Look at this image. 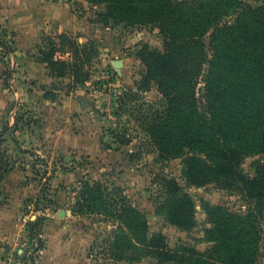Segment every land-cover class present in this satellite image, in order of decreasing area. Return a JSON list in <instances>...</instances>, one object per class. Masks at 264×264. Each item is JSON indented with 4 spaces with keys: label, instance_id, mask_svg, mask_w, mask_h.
<instances>
[{
    "label": "rangeland",
    "instance_id": "rangeland-1",
    "mask_svg": "<svg viewBox=\"0 0 264 264\" xmlns=\"http://www.w3.org/2000/svg\"><path fill=\"white\" fill-rule=\"evenodd\" d=\"M64 7L83 20L78 32L61 28L56 16ZM101 8L87 0H0V229L7 234L0 264H159L151 255L138 254L136 261L108 256L102 242L115 226L78 211L86 180L120 190L146 218L148 236L162 235L181 255L185 248L205 253L212 246L204 232L209 207L238 213L249 207L239 184L188 185L180 158L163 162L143 151V136L117 101L127 92L147 103L162 101L156 86L141 88L145 67L139 57L144 46L162 50V38L148 25L105 24L97 20ZM62 36L92 52L82 55L88 77L51 70L42 51L52 48V40L56 55L67 58L71 48ZM258 162L264 154L246 157L241 167L252 173ZM161 176L176 178L192 196L193 228L170 223L159 209ZM261 251L258 264H264V240Z\"/></svg>",
    "mask_w": 264,
    "mask_h": 264
},
{
    "label": "trees",
    "instance_id": "trees-1",
    "mask_svg": "<svg viewBox=\"0 0 264 264\" xmlns=\"http://www.w3.org/2000/svg\"><path fill=\"white\" fill-rule=\"evenodd\" d=\"M87 1L102 6L97 20L105 24L148 25L162 38V50L144 46L139 53L145 67L141 88L156 86L162 101L147 103L136 92L124 93L117 101L119 111L143 136V151L163 162L180 158L188 185L239 184L249 207L245 213L209 207L204 232L212 246L205 253L185 248L182 255L162 235L148 236L144 215L120 190L100 180L83 183L78 211L102 216L115 226L102 242L113 259L136 261L143 254L159 264L188 259L195 264H258L264 240V162L255 163L252 173L244 172L241 164L248 156L264 154V3L254 7L242 0ZM223 17L227 18L220 22ZM212 28L207 43L204 38ZM61 42L71 48L67 58L56 55L52 40V48L42 51L51 70L88 77L82 55L90 57L92 52L65 36ZM160 184L159 209L167 211L170 223L193 228L192 196L174 177L161 176Z\"/></svg>",
    "mask_w": 264,
    "mask_h": 264
},
{
    "label": "crops",
    "instance_id": "crops-1",
    "mask_svg": "<svg viewBox=\"0 0 264 264\" xmlns=\"http://www.w3.org/2000/svg\"><path fill=\"white\" fill-rule=\"evenodd\" d=\"M61 13L63 15H60L59 17L56 16V17L59 19L60 26H61L62 29H64V30L68 29V30H70L72 32H78L82 28L80 22H82L83 20L82 21H80V20L78 21V17L75 16L71 12L70 8H68V7L62 8ZM4 228L6 229V227H4V226L2 227V229H0L1 230L0 231V241H2V242H3V239L7 238L6 230H4ZM4 249H5V247L2 246V243H0V253ZM1 262L2 263L4 262V257L3 256L0 258V263Z\"/></svg>",
    "mask_w": 264,
    "mask_h": 264
}]
</instances>
